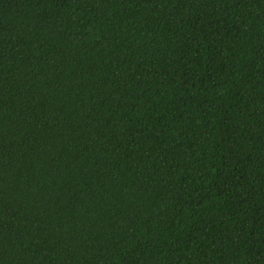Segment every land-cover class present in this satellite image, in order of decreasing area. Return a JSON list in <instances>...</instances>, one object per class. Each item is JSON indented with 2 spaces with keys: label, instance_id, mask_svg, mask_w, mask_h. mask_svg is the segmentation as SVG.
<instances>
[{
  "label": "trees",
  "instance_id": "1",
  "mask_svg": "<svg viewBox=\"0 0 264 264\" xmlns=\"http://www.w3.org/2000/svg\"><path fill=\"white\" fill-rule=\"evenodd\" d=\"M0 264H264V0H0Z\"/></svg>",
  "mask_w": 264,
  "mask_h": 264
}]
</instances>
